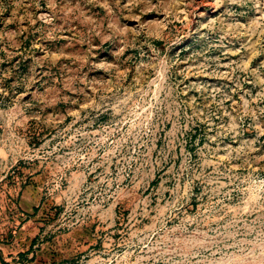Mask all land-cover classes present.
I'll return each instance as SVG.
<instances>
[{
    "label": "rangeland",
    "instance_id": "rangeland-1",
    "mask_svg": "<svg viewBox=\"0 0 264 264\" xmlns=\"http://www.w3.org/2000/svg\"><path fill=\"white\" fill-rule=\"evenodd\" d=\"M8 230L16 264H264V0H0Z\"/></svg>",
    "mask_w": 264,
    "mask_h": 264
},
{
    "label": "crops",
    "instance_id": "crops-1",
    "mask_svg": "<svg viewBox=\"0 0 264 264\" xmlns=\"http://www.w3.org/2000/svg\"><path fill=\"white\" fill-rule=\"evenodd\" d=\"M4 231H0V264H4V263H9V264H16L15 262H9L8 260H16V254L14 251L11 250V246L14 242H12L15 239V233L12 235V231L8 230V233H1ZM12 235V236H11ZM7 236L11 237V240H5L7 238ZM13 239V240H12ZM9 243V244H8ZM6 250H11L12 252H9L8 255L13 254L14 256H12L10 259L6 260L5 257L3 256V254L6 252ZM21 251H19L18 253L20 254Z\"/></svg>",
    "mask_w": 264,
    "mask_h": 264
},
{
    "label": "trees",
    "instance_id": "trees-1",
    "mask_svg": "<svg viewBox=\"0 0 264 264\" xmlns=\"http://www.w3.org/2000/svg\"><path fill=\"white\" fill-rule=\"evenodd\" d=\"M4 264H9V263H4Z\"/></svg>",
    "mask_w": 264,
    "mask_h": 264
}]
</instances>
